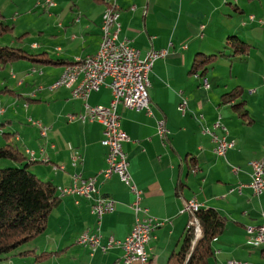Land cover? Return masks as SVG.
Listing matches in <instances>:
<instances>
[{"label": "crops", "instance_id": "1", "mask_svg": "<svg viewBox=\"0 0 264 264\" xmlns=\"http://www.w3.org/2000/svg\"><path fill=\"white\" fill-rule=\"evenodd\" d=\"M53 1L52 5L46 0L37 3L43 10L39 36L32 40L30 29L23 26L22 34L17 31L11 38H0L1 44L38 54L36 60L19 59L0 69V147L15 145L23 163H30L37 176L60 187L59 192L71 186L77 174L95 176L93 196L116 201L115 210L100 223L103 241L123 239L135 222L134 196L118 175L104 179L101 174L107 166V148L101 143L104 126L80 118L85 101L74 97L71 89H51L70 66L67 62L98 50L107 0ZM117 5L121 39L131 40L142 56L153 48L170 49L150 71L153 114L118 106L122 128L129 135L124 150L132 176L143 190L142 204L164 221L149 243L146 264H167L178 251L190 220L185 201L193 196L202 208H215L227 221L212 242L215 253L210 264H230V260L264 264V245H255L247 232L248 226L262 223L264 210V193L256 196L248 186L251 161L264 156V0H117ZM0 7L6 17V6ZM230 35L248 43L245 53L235 55L227 47ZM199 55L217 56L197 69ZM82 79L77 77V85ZM109 84L107 78L87 102L108 106ZM69 86H76V79ZM237 87L241 96L225 100L223 95ZM241 101L243 106L235 110L232 105ZM160 119L169 129L164 136L158 130ZM31 120L47 126L46 134ZM219 120L227 131L214 127ZM203 127L235 140V146L225 157L219 156L212 135L204 133ZM29 150L34 151L33 160ZM20 164L0 159V168ZM232 166L239 168L237 173ZM240 184L245 185L241 191ZM92 205V198L61 196L47 229L33 241L39 253H48L38 260L33 256L25 261L11 259L10 264H125L119 246L92 252L77 242L82 232L97 230Z\"/></svg>", "mask_w": 264, "mask_h": 264}, {"label": "built area", "instance_id": "2", "mask_svg": "<svg viewBox=\"0 0 264 264\" xmlns=\"http://www.w3.org/2000/svg\"><path fill=\"white\" fill-rule=\"evenodd\" d=\"M46 3L52 5L54 1L46 0ZM119 16L120 8L118 13L102 17V39L96 53L83 58L75 57L77 71L82 63H89L88 76L84 85H77V75H69V69L66 66L64 74L55 81L52 88L64 86L71 89L74 97L85 101V112L79 115L80 118L90 121L96 120L103 124L101 143L107 148V166L101 174L104 179H108L114 174L118 175L133 194L134 199L131 203V208L135 213L133 228L123 239L110 237L103 241L100 223L105 214L115 210L116 201L101 195L93 196L97 192L95 176L75 175L71 186L61 187V196L74 195L78 198L93 199L92 211L97 217V230L82 232L77 238L79 244L89 247L92 252L99 249L107 251L113 246H119L123 250L125 264H146L150 259L149 243L154 237L157 227L163 225L164 221H159L152 216L148 212V208L142 204L143 190L132 176L129 157L124 150V142L129 140V135L122 128L118 106L123 104L128 108L153 114L149 94L150 71L156 61L164 59L170 54V49L153 48L142 56L141 51L132 44L131 40L127 37L120 38L121 22ZM111 23H118V30H111ZM107 78H110L109 87L112 91L110 104L108 106L90 105L87 102L89 95L93 91H98ZM69 79H76V86H69ZM204 84L206 87L210 86L208 79H204ZM185 107L186 100H183L180 108L184 111ZM70 118H74V116L71 115ZM31 121L41 128L42 133L46 134L47 126L38 121ZM214 127H220L227 131L225 124L220 120L215 123ZM158 130L162 136L168 133L169 129L164 119L158 121ZM203 131L212 135L215 143L214 150L219 156L225 157L227 151L235 146V140H229L225 135L220 136L209 127H203ZM29 153L31 159H34V151L29 150ZM251 167V181L248 186L253 190L254 195L261 196L264 193V156L251 161ZM56 168L57 166H55ZM232 169L236 173L239 170L236 166H232ZM244 186V184H240L237 188L241 191ZM233 190L234 188L231 189V191ZM200 208L201 204L196 196L186 199L184 210L190 214L188 226L194 228L195 240L201 235L200 222L196 216V212ZM247 232L255 245H264V210L262 223L256 226H248ZM229 263L244 264L236 260H230Z\"/></svg>", "mask_w": 264, "mask_h": 264}, {"label": "trees", "instance_id": "3", "mask_svg": "<svg viewBox=\"0 0 264 264\" xmlns=\"http://www.w3.org/2000/svg\"><path fill=\"white\" fill-rule=\"evenodd\" d=\"M13 29L14 25L8 23L0 11V38ZM226 45L233 48L235 55L245 53L249 47L247 42L236 35H230ZM221 54H224V51ZM36 56L38 54H31L22 48L0 43V69H5L15 60H36ZM202 56L196 60L197 69L213 63L217 55ZM47 62L66 63L58 59H48ZM67 63L71 65L74 61ZM206 69L204 68L203 72ZM241 93L242 90L237 87L223 97L229 101L240 97ZM243 104L241 101L232 107L240 110ZM242 115L245 116L246 113ZM0 159H11L22 163L0 168V260L16 256H33L38 260L48 252L39 253L33 241L45 232L51 212L60 203L58 187L52 181L37 176L32 171L30 163H23L24 157L13 144L0 147ZM196 216L200 222L201 235L195 240L194 228L187 226L180 248L171 255L167 264H210L215 253L212 242L225 230L227 221L213 207H201L196 212Z\"/></svg>", "mask_w": 264, "mask_h": 264}, {"label": "rangeland", "instance_id": "4", "mask_svg": "<svg viewBox=\"0 0 264 264\" xmlns=\"http://www.w3.org/2000/svg\"><path fill=\"white\" fill-rule=\"evenodd\" d=\"M39 1L45 2V0H1L0 6L1 5L6 6L4 9L5 11H7V13H5V15H6L5 18H7L6 20L11 25H14V29L12 31H10L9 34L7 33L3 37L11 38L12 35H14V33H16L17 31H20V34H22L23 33V29H22L23 26H26V28H27L26 30L30 29L31 32L28 36L32 37V40L34 37L39 36L38 35L39 34L38 27L42 25L41 19H42V15H43V10L41 8H38L39 6L37 5V3ZM2 10L3 9H1V7H0V11L3 13ZM20 24H21V26L19 27ZM20 39L21 38H19V40ZM224 72L228 73L229 69L225 68ZM52 85H51V89H56V88H52ZM57 168H58V166H57ZM54 169H55V167H54ZM59 188L60 187H58V191H59ZM59 194H60V192H59ZM26 247H27V244H26ZM31 258H33V257L29 256L27 258V257L16 256V257H12L10 259L0 260V264H10L11 259H13L14 261H25V260L31 259Z\"/></svg>", "mask_w": 264, "mask_h": 264}, {"label": "bare ground", "instance_id": "5", "mask_svg": "<svg viewBox=\"0 0 264 264\" xmlns=\"http://www.w3.org/2000/svg\"><path fill=\"white\" fill-rule=\"evenodd\" d=\"M118 12H119V7L117 5V0H107V8H106L104 16L114 15L115 13H118ZM111 30H118V23H111ZM75 65H76V60L74 61V64H72L68 67L69 75H77V77L82 75L83 79H82L80 85H84V81L86 80V78L88 76L89 63H82V65L78 71H77V66H75ZM71 80H74V79H69V81H71ZM60 194H61V192H60Z\"/></svg>", "mask_w": 264, "mask_h": 264}]
</instances>
